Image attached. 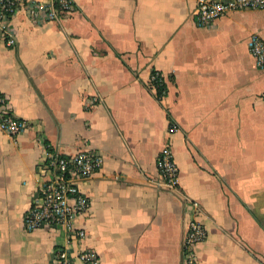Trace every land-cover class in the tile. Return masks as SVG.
<instances>
[{
	"label": "crops",
	"instance_id": "1",
	"mask_svg": "<svg viewBox=\"0 0 264 264\" xmlns=\"http://www.w3.org/2000/svg\"><path fill=\"white\" fill-rule=\"evenodd\" d=\"M73 1L59 23L20 12L16 45L0 41V91L28 125L0 131V264H54L67 244L63 230L23 226L45 146L104 158L75 221L102 264H183L193 202L207 229L198 264H264V67L249 47L264 43V10L202 28L198 0ZM154 70L162 101L148 88ZM171 123L177 189L156 165ZM82 244L69 248L77 264Z\"/></svg>",
	"mask_w": 264,
	"mask_h": 264
},
{
	"label": "built area",
	"instance_id": "2",
	"mask_svg": "<svg viewBox=\"0 0 264 264\" xmlns=\"http://www.w3.org/2000/svg\"><path fill=\"white\" fill-rule=\"evenodd\" d=\"M264 10V0H198L196 20L199 27L210 28L219 19L232 12ZM76 11L73 0H0V41L12 48L17 43L13 19L20 13L35 24L61 22ZM250 50L257 64L264 67V43L253 37ZM148 88L159 101L167 96L164 76L152 71ZM95 102L92 100L91 105ZM28 125L18 118L8 96L0 91V131L12 138L22 134ZM177 125L171 123L167 141L156 158L159 182L170 189L180 186V169L175 161L172 143ZM104 167V158L93 149H83L67 156L45 146L44 154L36 166V197L23 219L27 232L42 228L60 229L66 233L67 244L58 248L54 264H77L69 248L75 242L84 243L87 234L75 227L76 219L90 211L89 197L81 190L94 175ZM193 211L188 220L187 235L183 244V264H198L197 247L207 239V229L202 220L203 211L199 203L193 202ZM81 264H102L99 255L85 245L77 254Z\"/></svg>",
	"mask_w": 264,
	"mask_h": 264
}]
</instances>
